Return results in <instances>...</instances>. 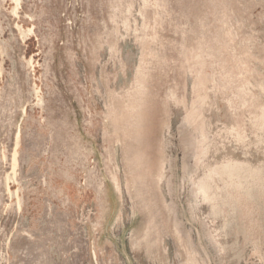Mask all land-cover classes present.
Returning <instances> with one entry per match:
<instances>
[{
	"label": "rangeland",
	"instance_id": "374dc122",
	"mask_svg": "<svg viewBox=\"0 0 264 264\" xmlns=\"http://www.w3.org/2000/svg\"><path fill=\"white\" fill-rule=\"evenodd\" d=\"M0 264H264V0H0Z\"/></svg>",
	"mask_w": 264,
	"mask_h": 264
}]
</instances>
